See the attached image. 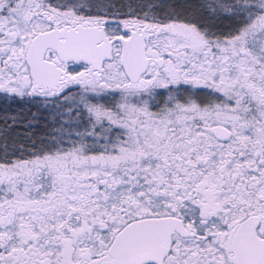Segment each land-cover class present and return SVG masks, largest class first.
<instances>
[{"label":"snow or ice","instance_id":"6c2138e0","mask_svg":"<svg viewBox=\"0 0 264 264\" xmlns=\"http://www.w3.org/2000/svg\"><path fill=\"white\" fill-rule=\"evenodd\" d=\"M0 264H264V0H0Z\"/></svg>","mask_w":264,"mask_h":264}]
</instances>
